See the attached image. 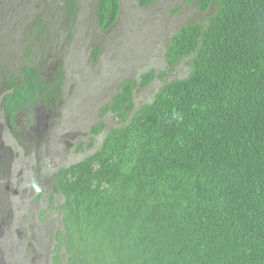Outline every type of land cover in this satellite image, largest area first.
Segmentation results:
<instances>
[{
	"label": "trees",
	"instance_id": "16d2710c",
	"mask_svg": "<svg viewBox=\"0 0 264 264\" xmlns=\"http://www.w3.org/2000/svg\"><path fill=\"white\" fill-rule=\"evenodd\" d=\"M64 4L72 16L77 0ZM211 5L166 46L168 68L187 59V76L139 108L136 87L169 72L122 82L104 109L130 120L56 174L52 264H264V0H202ZM119 11L120 0H100L105 29ZM34 27L45 33L41 16ZM51 75L36 64L7 74L10 121L62 96L63 66Z\"/></svg>",
	"mask_w": 264,
	"mask_h": 264
},
{
	"label": "rangeland",
	"instance_id": "374dc122",
	"mask_svg": "<svg viewBox=\"0 0 264 264\" xmlns=\"http://www.w3.org/2000/svg\"><path fill=\"white\" fill-rule=\"evenodd\" d=\"M117 21L100 23V0H77L70 15L65 0H0V264H51L62 228L58 171L101 149L108 133L130 120L104 108L127 79L157 75L134 91L135 108L151 102L167 82L183 78L185 59L168 68L166 46L183 25L213 10L202 0H120ZM41 16L45 33L34 22ZM29 50V52H28ZM36 64L51 80L62 65L63 94L38 105L32 117L10 121L2 107L7 74ZM6 65V66H5ZM96 125H101L95 129Z\"/></svg>",
	"mask_w": 264,
	"mask_h": 264
},
{
	"label": "clouds",
	"instance_id": "9594fccd",
	"mask_svg": "<svg viewBox=\"0 0 264 264\" xmlns=\"http://www.w3.org/2000/svg\"><path fill=\"white\" fill-rule=\"evenodd\" d=\"M155 2H156V1H155ZM155 2H154V3H155ZM154 3H152V4H154ZM152 4H151V5H152ZM151 5H148V6H151ZM121 6H122V4H121V1H120V10H121ZM144 7H146V6H144ZM119 13H120V11H119ZM52 258H53V257H52ZM51 264H52V263H51Z\"/></svg>",
	"mask_w": 264,
	"mask_h": 264
}]
</instances>
